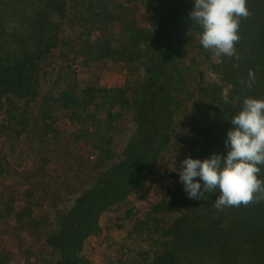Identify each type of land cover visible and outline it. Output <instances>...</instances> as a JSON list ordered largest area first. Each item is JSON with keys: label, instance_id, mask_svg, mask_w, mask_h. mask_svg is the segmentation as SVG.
<instances>
[{"label": "trees", "instance_id": "1", "mask_svg": "<svg viewBox=\"0 0 264 264\" xmlns=\"http://www.w3.org/2000/svg\"><path fill=\"white\" fill-rule=\"evenodd\" d=\"M246 7L248 15L239 18L234 54L212 52L209 68L216 81L195 85L194 71L181 59L185 41L201 37L203 29L191 20L194 6L188 0H0L1 135L11 138L13 133L21 139L41 132L37 128L41 125L49 131L53 127L49 122L55 121L52 102L68 111L81 130L96 121L90 108H108L109 120H114L115 108L121 112L116 114L119 118L126 111L136 115L135 136L121 161H113L111 139L93 146L103 156L90 166H109L72 208L54 218L57 228L44 242L56 255L51 259L54 264H90L82 250L89 237L102 234L101 217L145 186L180 126L188 127L190 157L226 155L231 119L243 100L264 99V0H246ZM145 12L156 15V29L142 26ZM56 52L68 63L81 59L85 67L104 60L122 62L131 78L125 87L114 89H81L72 79L58 97H42L41 83L51 74L46 67ZM38 101L41 120L31 113ZM258 178L264 180V168ZM20 188L22 192L13 189L6 200L2 194L0 221L51 220L55 213L43 212L44 217L33 213L29 192ZM218 195L216 191L205 193L204 199H189L183 185H177L168 188L157 204L126 208L120 227L126 232L123 248L129 247L117 264L137 259L142 264H264V191L254 193L248 204L222 209L215 207ZM16 238L19 242L21 235ZM11 259L12 251L0 241V264H11Z\"/></svg>", "mask_w": 264, "mask_h": 264}, {"label": "rangeland", "instance_id": "2", "mask_svg": "<svg viewBox=\"0 0 264 264\" xmlns=\"http://www.w3.org/2000/svg\"><path fill=\"white\" fill-rule=\"evenodd\" d=\"M188 3L194 6V0H188ZM71 6L75 7V3ZM9 23L11 26L17 25L12 21ZM141 24L156 29V15L145 12ZM73 30L80 31L79 27ZM67 32L65 36L69 37V31ZM200 39L198 36L195 40L185 41L184 57L181 59L184 65L194 71L191 81L195 85L212 83L217 79L209 68L214 62L211 54L214 50H201L203 47ZM46 71L51 74L44 76L41 83L42 97H58L59 93L72 83V79H76L81 89H114L125 87L131 78L129 69L122 62L104 60L85 67L81 64V59L76 63H68L61 57L60 52L50 58ZM139 77L134 76V79ZM39 104L40 101L32 104L31 113L34 119L41 120ZM52 105V117L55 121L49 122L53 124L49 131L45 126L40 128L43 125L35 126L33 121V129L37 127L41 132L36 128L34 134L31 132L21 139H16L13 133L11 138L0 133V198L5 194L6 200L13 189L17 194L19 190L22 192L20 187L23 186L24 191L29 192L27 200L34 214L38 213L44 217V213H55L47 222L40 217L25 221L19 218L12 224L0 221V241L12 251L11 264H54L51 259L56 255L49 252L44 245L46 235L57 228L54 218L72 208L79 196L95 186L96 176L103 174L109 166L103 163L99 169L90 166L89 162H98L103 156L93 146L100 143L102 145L111 139L110 148L116 155L113 161L119 162L124 157L125 148L131 145L135 136L137 125L133 112H123L119 118L116 114L121 113L120 110L111 109L114 120H109L108 108H90L96 116V121L89 122L88 125L91 126L81 130V125L73 124L68 118V111L56 102H52ZM3 119L4 115H1L0 123ZM187 130L188 127L184 129L183 125L180 126L171 146L161 154L158 165L145 186L132 192L124 204L114 206L101 217L102 234L89 237L82 250L90 264H117L122 254L128 251L129 245L123 248L126 232L120 227L126 208L138 209L157 204L168 188L182 185L178 172L182 161L190 157L186 145ZM18 197L16 196L17 199ZM21 206L22 202L18 201L17 210ZM16 235H21L19 242ZM135 249L139 250L137 247ZM126 264H142V260H128ZM192 264L214 263L193 261Z\"/></svg>", "mask_w": 264, "mask_h": 264}, {"label": "clouds", "instance_id": "3", "mask_svg": "<svg viewBox=\"0 0 264 264\" xmlns=\"http://www.w3.org/2000/svg\"><path fill=\"white\" fill-rule=\"evenodd\" d=\"M246 0H194L193 22L203 29L200 43L216 56H232L239 41L240 17H246ZM251 75V74H250ZM225 154L212 153L201 160L188 157L178 172L189 199H204L218 191L215 207L248 204L254 193L264 191L259 174L264 168V99L246 97L231 119Z\"/></svg>", "mask_w": 264, "mask_h": 264}]
</instances>
